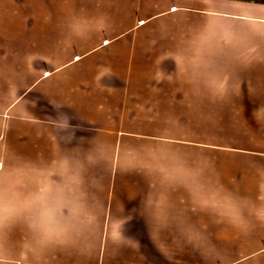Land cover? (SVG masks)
Wrapping results in <instances>:
<instances>
[{"label": "crops", "instance_id": "1", "mask_svg": "<svg viewBox=\"0 0 264 264\" xmlns=\"http://www.w3.org/2000/svg\"><path fill=\"white\" fill-rule=\"evenodd\" d=\"M60 2L0 0V264H264V5Z\"/></svg>", "mask_w": 264, "mask_h": 264}, {"label": "rangeland", "instance_id": "2", "mask_svg": "<svg viewBox=\"0 0 264 264\" xmlns=\"http://www.w3.org/2000/svg\"><path fill=\"white\" fill-rule=\"evenodd\" d=\"M55 2V0H52ZM61 1L59 4L62 9L74 10L76 17H80L84 14H89L92 19L101 17H110L112 11L108 8L111 3L107 0H56V3ZM246 2L256 3L264 5V0H246ZM71 9V10H72ZM96 20V19H94ZM205 113L193 114V113H180V114H169L171 123L173 126L178 125L180 128H184L182 131L171 130L160 133L162 139V145L158 147H140L138 154H150L154 152L156 154H178L185 153L189 154L192 150L194 153L195 144H203L202 154H210V142L212 134H215L217 138L225 136L224 132L220 129L221 126L217 127V124L213 122L212 115L209 113L208 108L204 109ZM221 119V116H219ZM220 123V122H219ZM215 127V128H214ZM154 150V151H153ZM124 155L136 154L133 150L125 149L121 152Z\"/></svg>", "mask_w": 264, "mask_h": 264}, {"label": "snow or ice", "instance_id": "3", "mask_svg": "<svg viewBox=\"0 0 264 264\" xmlns=\"http://www.w3.org/2000/svg\"><path fill=\"white\" fill-rule=\"evenodd\" d=\"M173 11H175V9H173ZM77 59L79 60V57L78 56H77ZM261 102L264 103V95L261 96ZM159 211H162V210H159ZM235 211H240V212H243L245 215H247L249 209H248L247 206L240 205L238 208L235 209ZM161 235L162 236H165L166 234L165 233H162Z\"/></svg>", "mask_w": 264, "mask_h": 264}, {"label": "trees", "instance_id": "4", "mask_svg": "<svg viewBox=\"0 0 264 264\" xmlns=\"http://www.w3.org/2000/svg\"><path fill=\"white\" fill-rule=\"evenodd\" d=\"M239 1H246V0H239Z\"/></svg>", "mask_w": 264, "mask_h": 264}]
</instances>
